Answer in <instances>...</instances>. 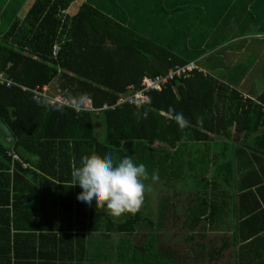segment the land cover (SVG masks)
Segmentation results:
<instances>
[{
	"label": "trees",
	"instance_id": "obj_1",
	"mask_svg": "<svg viewBox=\"0 0 264 264\" xmlns=\"http://www.w3.org/2000/svg\"><path fill=\"white\" fill-rule=\"evenodd\" d=\"M39 1L24 0L28 12L16 22L14 15L9 35L47 58L58 45L55 61L25 56L0 35V72L17 85L0 84V121L15 138L10 149L0 145V264H179L158 249L169 199L159 200L155 220L136 211L117 221L78 202L71 171L92 153L114 161L131 156L145 164V183L157 180L174 195L189 194L188 242L197 231H228L216 255L229 248L234 264H264V88L242 93L231 78L206 76L122 25L104 0ZM190 63L199 70L149 93L142 106L101 110L127 87ZM49 85L78 107L89 101L93 110L37 102L30 90ZM178 112L184 127L174 119ZM97 120L102 138L95 137ZM10 151L29 167H11ZM144 225L149 232L134 245L131 237Z\"/></svg>",
	"mask_w": 264,
	"mask_h": 264
},
{
	"label": "crops",
	"instance_id": "obj_2",
	"mask_svg": "<svg viewBox=\"0 0 264 264\" xmlns=\"http://www.w3.org/2000/svg\"><path fill=\"white\" fill-rule=\"evenodd\" d=\"M98 1L100 2V0ZM169 1L172 0H157L156 5H154L156 15L154 17L150 15L145 25L139 23L144 21L146 12L142 0H104L103 4L105 6L112 5L113 14L120 18L119 21L122 25L156 43L161 42L177 57L185 62H193L202 68L206 76L210 75L220 80L221 78L227 80L231 78L230 85L242 93H247L249 89L257 94L262 91L264 81L257 85L258 80L255 77L257 73L264 71V0H236L231 2L229 15L224 12V18L210 13L208 9L210 3L212 12H216L219 6L224 7L227 11L228 6L222 4V0L220 2H218L219 0H173V3L167 6H170L167 11H164ZM29 7L22 5L21 12L15 15L13 22L23 20ZM103 8L106 9L104 6ZM107 10H109L108 7ZM162 11L165 14L170 12L169 21L173 20L175 13L178 22L182 19L185 20L183 26L186 27V40H189L186 46H179L172 39V35L166 38L163 33H160L161 23L157 22V17L159 16L158 13ZM205 15L206 17L203 18ZM11 24L9 23L7 30L0 34L4 44L15 47L23 55L38 62L51 64L55 61V59L31 52L27 48L28 40L9 35ZM202 28L205 29L203 34L199 32ZM247 28H251L253 33L247 32ZM181 36L182 34L179 38ZM253 38L255 39L252 41ZM248 55L252 56L253 62V66L249 70L246 68L248 67ZM248 71L251 72L249 74L252 76L251 85L245 84L244 81L242 83V79ZM48 88L52 92V85H49ZM212 137L213 140L223 141L225 139L222 135H212ZM9 173L11 174V170Z\"/></svg>",
	"mask_w": 264,
	"mask_h": 264
},
{
	"label": "rangeland",
	"instance_id": "obj_3",
	"mask_svg": "<svg viewBox=\"0 0 264 264\" xmlns=\"http://www.w3.org/2000/svg\"><path fill=\"white\" fill-rule=\"evenodd\" d=\"M31 3L40 2L39 0H31ZM144 2V6L146 7L145 19L142 22L145 25L150 18V15L154 17V5H156L157 0H142ZM173 1V0H172ZM169 1L166 4V8L164 11L170 7H167L169 4L173 3ZM236 0H222V4H226L228 9L219 6L216 12H212L211 4H208V9L210 13L215 15L225 17L224 12L229 15L230 9L229 4ZM167 2V1H166ZM220 2V0L218 1ZM24 0H1L0 1V34L5 32L9 27L10 21L13 19L14 15L18 12L20 13L22 10V5ZM33 3V4H34ZM27 5V4H26ZM25 5V6H26ZM160 6V5H159ZM127 8V7H125ZM18 9V10H17ZM193 9V7H191ZM2 11L5 12V15L2 14ZM18 11V12H17ZM207 11V10H206ZM16 13V14H15ZM168 12L165 14L163 11L158 13L157 22L161 23V32L165 35L166 38H169L171 35L172 39H174L179 46H186L189 40H186L185 29L183 26L185 20L182 19L178 22V18L176 13L173 16V20L169 21L168 17L170 16ZM178 14V13H177ZM208 16V14H207ZM203 16V18H205ZM137 21V20H136ZM36 28V26H35ZM182 32H181V31ZM205 31L202 28L199 32L203 34ZM247 32L253 33L251 28H247ZM180 34H182L181 38ZM257 38V37H255ZM253 38L252 41L255 39ZM185 39V40H184ZM251 41V42H252ZM55 47V45H54ZM53 48V47H52ZM252 56L248 55V70L253 66ZM226 63V62H225ZM251 72L248 71L247 75L242 79V83L244 81L245 84L251 85L252 76ZM257 81V85L261 84L264 81V71L257 73L255 77ZM264 87V84H263ZM95 137L102 138L103 136V128L100 120L95 121ZM216 142H219V139H214ZM146 190L144 192L143 203L140 208L137 210L141 213V215L145 218H148L152 215V219L155 220V213L157 209V205L161 198H167L173 203V207L169 214L166 215L165 221L163 223L162 228L159 231V244L158 249L163 255H167L169 253L175 259L176 263L179 264H233L232 257L230 254V249H224L220 251L219 255H216L215 252L222 245L223 238L229 232L218 233V232H206L204 235L201 231H197L195 233L194 241L188 242L186 240L188 233L184 230V222L186 217V208H187V200L189 194L182 192L178 193V196L172 192V190L165 188L159 181H155L153 183H145ZM124 214L119 217H115L117 221H121L123 219ZM149 232L146 229L145 225L142 226V229H138V231L131 237V242L134 245H138L143 242L144 236Z\"/></svg>",
	"mask_w": 264,
	"mask_h": 264
},
{
	"label": "clouds",
	"instance_id": "obj_4",
	"mask_svg": "<svg viewBox=\"0 0 264 264\" xmlns=\"http://www.w3.org/2000/svg\"><path fill=\"white\" fill-rule=\"evenodd\" d=\"M174 119L180 127L185 126L183 113H176ZM149 178L145 164L135 162L131 156L114 161L111 154L101 157L92 153L81 157L79 166H73L71 186L79 187L77 200L84 206L95 205L109 216L119 217L140 208ZM156 179L155 174L151 175L152 181Z\"/></svg>",
	"mask_w": 264,
	"mask_h": 264
},
{
	"label": "built area",
	"instance_id": "obj_5",
	"mask_svg": "<svg viewBox=\"0 0 264 264\" xmlns=\"http://www.w3.org/2000/svg\"><path fill=\"white\" fill-rule=\"evenodd\" d=\"M59 49L60 48L58 45H55V47L53 46V48L51 49L52 59L56 58ZM198 70L199 69L193 63H190L184 66H176L175 68L169 70L165 76L145 78L142 80L140 88L134 90L132 87H127V93L118 95L114 105H104L101 110H113L116 107H120L122 105L140 107L148 100L149 93L159 91L161 87L165 86L172 80H185L192 73ZM0 84L4 85L7 88L17 86L8 78V76L4 72H0ZM18 87L24 92L28 91V89L23 86ZM30 92L33 94V98L43 105H57L59 107H67L73 109L75 112H78L80 109L93 110L89 101H86L82 107H78L74 100L64 98L60 94L59 90L54 89L51 92L47 86H41L40 88L36 87L35 89L30 90ZM7 157L10 159L11 167L14 164H19L23 169H27L29 167L27 164L22 162L20 158L12 151L7 153Z\"/></svg>",
	"mask_w": 264,
	"mask_h": 264
},
{
	"label": "water",
	"instance_id": "obj_6",
	"mask_svg": "<svg viewBox=\"0 0 264 264\" xmlns=\"http://www.w3.org/2000/svg\"><path fill=\"white\" fill-rule=\"evenodd\" d=\"M15 143V138L7 127L0 121V145L5 149H10Z\"/></svg>",
	"mask_w": 264,
	"mask_h": 264
}]
</instances>
